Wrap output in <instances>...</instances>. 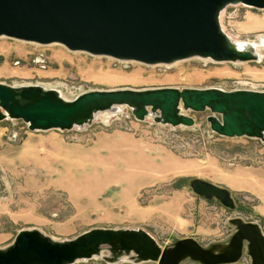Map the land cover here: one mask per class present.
Listing matches in <instances>:
<instances>
[{
    "label": "rangeland",
    "instance_id": "374dc122",
    "mask_svg": "<svg viewBox=\"0 0 264 264\" xmlns=\"http://www.w3.org/2000/svg\"><path fill=\"white\" fill-rule=\"evenodd\" d=\"M220 22L234 39L257 40L264 35V8L228 4ZM259 51L260 60L194 56L146 64L0 36V83L39 85L66 99L122 88L264 90V45ZM120 107L63 130L0 120V248L20 229L66 240L95 227L140 228L161 247L191 237L205 248L229 241L234 218L259 224L264 233V139L214 133L208 109L185 111L192 126H172L151 116L138 120ZM191 177L229 189L236 208L194 194ZM129 206L152 214L131 218ZM109 255L102 246L98 255L71 264H157L126 255L111 262ZM179 264L199 263L186 258ZM227 264H251L246 249Z\"/></svg>",
    "mask_w": 264,
    "mask_h": 264
},
{
    "label": "water",
    "instance_id": "95a60500",
    "mask_svg": "<svg viewBox=\"0 0 264 264\" xmlns=\"http://www.w3.org/2000/svg\"><path fill=\"white\" fill-rule=\"evenodd\" d=\"M264 8V0H0V36L39 44L58 43L69 50L146 64L171 63L189 57L213 61L257 60L249 46L239 49L222 28L220 12L228 4ZM130 108L133 116L172 126H192L185 111L210 110L211 131L226 136L264 139V90L217 87H158L83 92L66 99L39 85L0 83V120L21 119L30 130L71 129L89 123L94 113ZM191 191L216 199L233 210L226 187L187 179ZM235 231L222 245L203 247L185 237L170 247L140 228L88 229L72 239L56 240L37 229H20L0 248V264H71L92 258L107 246L114 262L123 255L134 261L199 264L237 261L246 249L251 264H264V233L253 221L232 219Z\"/></svg>",
    "mask_w": 264,
    "mask_h": 264
},
{
    "label": "bare ground",
    "instance_id": "6f19581e",
    "mask_svg": "<svg viewBox=\"0 0 264 264\" xmlns=\"http://www.w3.org/2000/svg\"><path fill=\"white\" fill-rule=\"evenodd\" d=\"M223 28V27H222ZM226 32V31H225ZM227 33V32H226ZM227 35L230 37V39L233 41V43L236 45L237 48L239 49H246L249 46H251L255 52L257 53V60H260L262 55L259 51L260 46L264 45V35H259L257 40H238V39H234L232 38L231 35H229L227 33ZM61 95V94H60ZM118 108H121L120 105L118 106ZM111 110H106L103 112V117H108V115L110 114ZM97 113H94V116ZM129 216L131 218H137V217H146L152 214V211H138L137 209H135L133 206H129Z\"/></svg>",
    "mask_w": 264,
    "mask_h": 264
}]
</instances>
